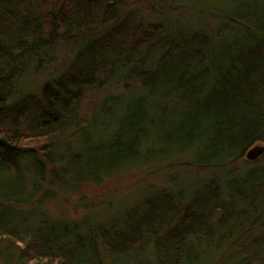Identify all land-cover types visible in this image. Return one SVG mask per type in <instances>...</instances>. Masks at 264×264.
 <instances>
[{
    "label": "trees",
    "instance_id": "trees-1",
    "mask_svg": "<svg viewBox=\"0 0 264 264\" xmlns=\"http://www.w3.org/2000/svg\"><path fill=\"white\" fill-rule=\"evenodd\" d=\"M121 1L0 0V264H109L99 242L113 258L138 261L151 246L159 264H197L213 247L226 251L229 264H264V155L245 156L264 143V0L226 2L236 32L219 45L202 30L172 33L160 21L121 20ZM57 37L89 40L40 94L15 98L21 74L51 53ZM138 52L146 62L134 60ZM123 72L137 88L106 96L108 107L81 123L87 92ZM58 150L68 162L52 160ZM184 155L224 179L181 180L177 192H157L127 210L131 219L113 231L21 210L43 203L49 172L75 186L153 158L173 160L168 174ZM244 158L251 166L235 170ZM257 225L262 231L245 246Z\"/></svg>",
    "mask_w": 264,
    "mask_h": 264
},
{
    "label": "rangeland",
    "instance_id": "rangeland-1",
    "mask_svg": "<svg viewBox=\"0 0 264 264\" xmlns=\"http://www.w3.org/2000/svg\"><path fill=\"white\" fill-rule=\"evenodd\" d=\"M228 1L231 0H122L119 18L121 20H128L129 16L134 15L144 21H160L172 33L185 34L191 30H202L212 35V37L215 35L217 37V44L219 45V39L223 38L226 32H236L234 24L225 18L226 7L228 6L226 2ZM197 2L198 6L196 5ZM233 19L237 20L238 17L234 15ZM87 40H89V37L80 40H64L60 37L53 39L50 43L51 53L48 52V56L46 52L41 54L40 58L35 62H31L25 72L21 74V78H19L15 86V98L30 93L40 94L42 86L61 70L65 69L71 59L83 50ZM99 53L102 52L97 51V54ZM52 54L56 55L55 62L53 63L50 56ZM153 58L150 56V61ZM134 60L146 62V55L139 59L138 52ZM136 80V78L129 77L126 72H123L117 78L103 85L101 89L88 91L79 105L81 123L87 121L85 117L90 119L94 113L105 107L104 99L106 96L123 97L128 93V90L137 88L138 82ZM110 103L112 104L113 102L110 101ZM102 126L98 124V130ZM103 131L101 130V132ZM91 134L93 133L91 132ZM76 138L72 140L74 143H77ZM71 139L68 138L62 141L64 145L62 146L63 149ZM59 152L61 151L58 150L52 155V160L55 162H59L60 160L68 162L69 157L61 158ZM182 159L186 162L181 161L182 165H177L179 167L174 166L170 168V173L168 174H162V172L168 169L166 166L170 165L173 160L166 161L153 158L149 163L145 162L147 165L140 168L130 166L129 168L105 176L102 182L95 180L82 183L76 182L75 186H72L70 183L68 184V182L64 185L56 181L51 172H49L44 180L46 187L44 191L47 188L50 191L44 197L43 203L36 202L34 206L21 207V210L30 208L35 213L36 211L39 213L43 210L53 220H65L73 223L87 221L95 228L103 226V228L107 227V230L113 231V224L123 226L126 220L131 219L127 210L133 207L137 208L138 206L144 207L146 199L157 192H177V184L181 180L191 182L196 179L201 180L202 177L215 176L218 179H224L225 177V174L220 170L212 171L196 168L192 164V157L188 155H184ZM245 160L246 158L238 164L239 166H235V170L250 167L251 164L246 163ZM65 180L64 182H66ZM30 183L29 186L31 187ZM39 193L40 191L36 195ZM141 211H139L138 215H140ZM258 226L259 229L255 228L249 236H245V246L262 231L263 225H257L256 227ZM196 239L197 237L195 236L194 240ZM212 242H214L213 237H210L209 243ZM98 248L100 255L106 261H108V258H111L108 261L109 264H132L131 262L133 264H159L155 251L151 246L146 248L144 254L142 251L143 255L141 254L142 256L139 257L138 261L119 256L113 258L115 255L111 252L110 246L103 242H99ZM226 255L224 249L219 251L211 247L207 255L202 256L197 264H229L230 259H226ZM193 258L197 259L196 256H193ZM186 264L188 263L186 262ZM252 264H261V261L253 262Z\"/></svg>",
    "mask_w": 264,
    "mask_h": 264
},
{
    "label": "water",
    "instance_id": "water-1",
    "mask_svg": "<svg viewBox=\"0 0 264 264\" xmlns=\"http://www.w3.org/2000/svg\"><path fill=\"white\" fill-rule=\"evenodd\" d=\"M263 155H264V144L260 142L254 144L245 153L246 158L252 161L260 158Z\"/></svg>",
    "mask_w": 264,
    "mask_h": 264
}]
</instances>
